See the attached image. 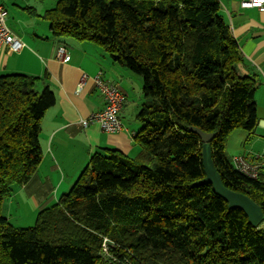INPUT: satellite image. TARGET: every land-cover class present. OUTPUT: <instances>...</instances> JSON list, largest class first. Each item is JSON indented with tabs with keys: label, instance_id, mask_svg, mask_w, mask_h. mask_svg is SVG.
<instances>
[{
	"label": "trees",
	"instance_id": "16d2710c",
	"mask_svg": "<svg viewBox=\"0 0 264 264\" xmlns=\"http://www.w3.org/2000/svg\"><path fill=\"white\" fill-rule=\"evenodd\" d=\"M221 6L220 0H58L46 11L56 37L94 42L142 77L135 136L141 151L94 152L34 226L15 227L2 205L42 160L41 122L56 93L49 84L39 88L46 77L1 74L0 264H128L124 248L146 264H264V220L250 224L212 184H196L206 173L203 141L192 126L216 133L212 153L224 184L264 212V171L250 178L225 153L234 130L252 136L260 120L258 78L238 72L243 52Z\"/></svg>",
	"mask_w": 264,
	"mask_h": 264
},
{
	"label": "crops",
	"instance_id": "0c3cea01",
	"mask_svg": "<svg viewBox=\"0 0 264 264\" xmlns=\"http://www.w3.org/2000/svg\"><path fill=\"white\" fill-rule=\"evenodd\" d=\"M220 1L221 12L243 52L244 60L238 64V72L258 78L256 101L260 121L257 129H264V12L255 7H242L243 0ZM4 2L9 11L8 24L25 46L18 52L0 47V75L23 72L46 77L39 88L49 84L56 93L55 105L48 109L41 122L42 160L31 178L15 187H19L20 193L32 195L34 204L41 210L69 191L94 152L116 148L136 156L141 151L135 136L142 126L137 114L145 99L141 94L140 99H132L134 74L115 63L98 44L53 34L45 13L58 0ZM62 45L70 54L67 62L57 59ZM100 71L127 96L120 111L123 129L118 132L104 131L95 123L83 124V119L105 105L95 81ZM84 76H87L84 85L79 89Z\"/></svg>",
	"mask_w": 264,
	"mask_h": 264
},
{
	"label": "built area",
	"instance_id": "2783aa9c",
	"mask_svg": "<svg viewBox=\"0 0 264 264\" xmlns=\"http://www.w3.org/2000/svg\"><path fill=\"white\" fill-rule=\"evenodd\" d=\"M241 5L245 8L255 7L264 12V0H243ZM8 18L9 11L6 4L4 0H0V47H6L11 52H18L25 46V43L10 27ZM57 59L62 62L70 60V54L66 46L59 47ZM86 77H83L79 89H82ZM95 81L104 98L105 105L101 110L95 111L89 117L83 119V124L88 126L95 123L104 131L118 132L123 129L120 111L126 103L127 96L118 84L106 80L102 71L95 76ZM232 163L238 172L250 178H259L261 172L264 171V152L252 153L249 156L236 155L233 157ZM104 245L106 250L107 246Z\"/></svg>",
	"mask_w": 264,
	"mask_h": 264
},
{
	"label": "rangeland",
	"instance_id": "374dc122",
	"mask_svg": "<svg viewBox=\"0 0 264 264\" xmlns=\"http://www.w3.org/2000/svg\"><path fill=\"white\" fill-rule=\"evenodd\" d=\"M133 74L135 76L133 80L135 91L132 92V99H140V94L142 98L145 99L142 90L143 79L140 75ZM263 152L264 129L259 128L252 136H250L246 130L237 128L228 138L225 153L228 159L232 161L233 157L236 155L243 154L249 156V154L252 153L257 154ZM18 188H14L10 196L4 200L2 214L6 216L15 227L26 228L34 226L40 209L34 204L35 201L32 195H29L26 192L20 193ZM124 250L129 255V257L127 256L128 264H146L132 250L127 248H124Z\"/></svg>",
	"mask_w": 264,
	"mask_h": 264
},
{
	"label": "water",
	"instance_id": "95a60500",
	"mask_svg": "<svg viewBox=\"0 0 264 264\" xmlns=\"http://www.w3.org/2000/svg\"><path fill=\"white\" fill-rule=\"evenodd\" d=\"M191 130L202 138V157L206 173V176L197 181L196 184H212L214 191L228 202L230 209L239 208L243 210L248 215L249 223L258 226L264 220L262 207L250 196L228 188L224 184L223 178L216 168L211 146V141L216 133L204 132L200 128L194 126L191 127Z\"/></svg>",
	"mask_w": 264,
	"mask_h": 264
}]
</instances>
